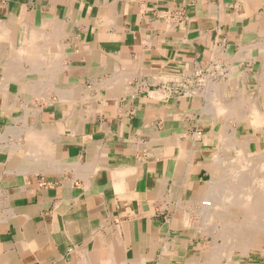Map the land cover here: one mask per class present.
Segmentation results:
<instances>
[{"label": "crops", "instance_id": "obj_1", "mask_svg": "<svg viewBox=\"0 0 264 264\" xmlns=\"http://www.w3.org/2000/svg\"><path fill=\"white\" fill-rule=\"evenodd\" d=\"M263 75L264 0H0V264H205Z\"/></svg>", "mask_w": 264, "mask_h": 264}, {"label": "bare ground", "instance_id": "obj_2", "mask_svg": "<svg viewBox=\"0 0 264 264\" xmlns=\"http://www.w3.org/2000/svg\"><path fill=\"white\" fill-rule=\"evenodd\" d=\"M221 93H223V92H221ZM215 99H217V97ZM251 99H253V98H251ZM210 101L213 102L212 99ZM215 101L216 100H214V103L216 105H218L219 102L216 103ZM253 101H255V100H253ZM208 103L210 104V102H208ZM250 103H251V101H250ZM215 104H213V106ZM258 107H259V105H258ZM213 108L214 107H212V109ZM226 108L229 109V107H226ZM224 109L225 108H223V110ZM244 111H246V110H244ZM220 112H222V111H220ZM222 113H224V112H222ZM238 113H239V111H238ZM241 113L242 112H240V114ZM226 114H228V113H226ZM240 114H238L237 116L239 117ZM242 115H243V113H242ZM250 117L252 118L253 126H254L256 132L257 131L263 132V135H264V110H261L260 108L254 107L252 109ZM231 118H233V117H231ZM228 119H229V117L226 120H228ZM209 121H211V120H209ZM216 122H217V120H216ZM233 135H235V134H233ZM229 139H231V138L229 137ZM231 140H233V139H231ZM253 141H254L253 139L251 140L248 138L246 140L236 141V142H234V140H233V141L229 142V145L226 144L227 148H229V149L231 148L237 152L236 157H240V160L238 162L241 165L243 164V166L241 167V170H243V171L239 172L240 174L237 172V174L232 173V175H230L231 171L228 170L229 176L228 175L227 176L229 177V180H228L229 184H227V182H226V185L225 184H219V182L214 179L210 183L207 184L206 188L201 193V199L202 200L204 199L203 206H201V208H202L201 212H202L204 217L209 218L210 220L225 221L227 219L229 221H232L231 217L230 218L226 217L225 213L226 214L227 213H229V214L242 213V214H245L244 220L249 221V223H247L244 227H242L240 225H236L235 223L227 222L224 229L217 232V233L214 231L215 226L214 227L209 226L206 229L205 234L214 235L216 237V242L219 238L224 239L225 243L223 244L222 247L217 246V247H214L213 249L206 252L205 264H221L222 261H224V260L227 261V264H235V262L233 260V254H234V250H238V249H241L240 252H242L243 255L248 254L250 251L256 250L258 248L264 250V150L261 151V153L256 154V155L260 156V160L258 159L259 156L256 159V160H258L257 162L255 160H253L252 158H254L255 156L251 157L250 154L248 153L250 144ZM224 148H226V147H224ZM241 159H243V160H241ZM216 160H217V158H216ZM220 160H219V163H220ZM254 162H256L258 165L257 168H256V165L254 166L257 170L254 168L256 171H253V172H255L254 173L255 182H253V183H255V185L253 187H247L249 185H247V186L245 185L246 186L245 187L243 183H244V179H245V175H246L245 173L247 172V169H245L246 172H244L243 167L247 168L248 166L249 167L251 165L253 166ZM13 168H14V166H13ZM224 169H227V168H224ZM219 170H220V168H219ZM239 170H240V167H239ZM251 175H253V174H251ZM251 175H249V177H251ZM222 177L224 180L225 176H222ZM220 179H221V177H220ZM249 182H250V180H249ZM253 183L252 184L250 183V184L253 185ZM199 199H198V201H201ZM222 242H223V240H222ZM203 263L204 262H202V264Z\"/></svg>", "mask_w": 264, "mask_h": 264}, {"label": "rangeland", "instance_id": "obj_3", "mask_svg": "<svg viewBox=\"0 0 264 264\" xmlns=\"http://www.w3.org/2000/svg\"><path fill=\"white\" fill-rule=\"evenodd\" d=\"M257 134L263 135V132L257 131ZM249 139H251V138H249ZM263 150H264V138L260 139V141L258 143L250 145L249 150H248L249 151L248 153L250 154L251 157H254L255 156L252 159L257 162L258 160H256V159H257V157L259 155H256V154L261 153V151H263ZM236 156H237V152L234 151V154L231 155V156H229L230 158L229 157H228V159L226 158L224 164L221 166L220 169L223 170V171H219V172L216 173V178L217 179L215 178V180L218 181L219 184H225L226 185V182H227V184H229V182H228V180H229V177H228L229 176V173L228 172L229 171L228 170L231 171L230 172V175H232V173H236L237 174V172L239 173V172L243 171V170H241V167L243 166V164L241 165L238 162L240 160V157H236ZM258 159L260 160V156L258 157ZM241 160H243V159H241ZM256 162L253 163V166L251 165L250 167L248 166L247 168L246 167L245 168L243 167L244 172H246L245 169H247V172L245 173L246 175H245L244 183H243L244 186L245 185L246 186L249 185L247 187H253L255 185V183H253V182H255V179H254V176H255L254 173L255 172H253V171H256L257 170L256 168H257L258 165H257ZM255 165H256V168L254 167ZM227 166L228 167L230 166V167L228 168ZM239 167H240V170H239ZM224 168H227V169H224ZM248 174L249 175L253 174V175H251V177H249ZM222 176H225L224 177V180H223V177ZM220 177H221V179H220ZM249 180H250V182H249ZM250 183L251 184L253 183V185H251ZM203 201H204V199H203ZM225 215H226V217H229V218L231 217V220L232 221H229V220L226 219L225 221H221V220H211L210 222H207L202 217V215H201V219H200V229L203 231V234H204L205 239L207 241V249L206 250L209 251V250H211V249H213L214 247H217V246L218 247H222L223 244L225 243L224 239L219 238L217 240V242H216V237L214 235H212V234H205V232H206V226L207 225L208 226H212V227L215 226V230L214 231L217 233V232H219V231H221V230L224 229V227H225V225H226L227 222L235 223L236 225H240L242 227H244L247 223H249V221H245L244 220L245 219L244 218L245 217V214H242V213H234V214L227 213L226 214L225 213ZM222 240H223V242H222ZM240 251H241V249L234 250L233 260H234L235 264H264V250L263 249L258 248L256 250H252L248 254H244V255ZM221 264H227V261L224 260V261H222Z\"/></svg>", "mask_w": 264, "mask_h": 264}]
</instances>
